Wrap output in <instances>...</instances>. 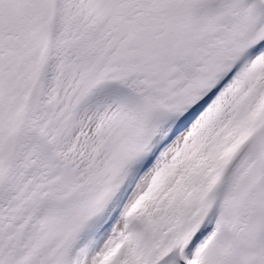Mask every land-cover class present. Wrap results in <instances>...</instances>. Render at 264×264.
Returning a JSON list of instances; mask_svg holds the SVG:
<instances>
[{
	"label": "snow or ice",
	"instance_id": "obj_1",
	"mask_svg": "<svg viewBox=\"0 0 264 264\" xmlns=\"http://www.w3.org/2000/svg\"><path fill=\"white\" fill-rule=\"evenodd\" d=\"M0 264H264V0H0Z\"/></svg>",
	"mask_w": 264,
	"mask_h": 264
}]
</instances>
